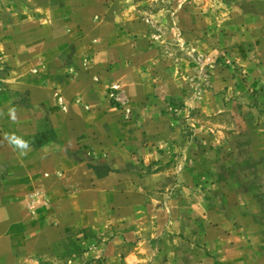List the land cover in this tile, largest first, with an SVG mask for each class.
<instances>
[{"label": "crops", "instance_id": "1", "mask_svg": "<svg viewBox=\"0 0 264 264\" xmlns=\"http://www.w3.org/2000/svg\"><path fill=\"white\" fill-rule=\"evenodd\" d=\"M135 6L133 0H0V171L14 168L16 175L0 177V264H153L157 238L170 228L177 208L171 201L167 211L146 201L135 187L144 181L130 164L131 145L100 144L97 133H86L70 99L101 62L128 52L126 41L148 34V21ZM236 48L240 64L248 63L247 50H231ZM256 51L255 70L263 78L264 36ZM56 90L67 103L64 111L54 106ZM53 118L57 127L47 131ZM81 136L105 146L107 157L98 159L101 148L93 157L78 150ZM30 194L45 203L28 208ZM206 216L213 218L207 264H246V224L229 223L227 212L218 209Z\"/></svg>", "mask_w": 264, "mask_h": 264}, {"label": "rangeland", "instance_id": "2", "mask_svg": "<svg viewBox=\"0 0 264 264\" xmlns=\"http://www.w3.org/2000/svg\"><path fill=\"white\" fill-rule=\"evenodd\" d=\"M133 3L148 21V34L126 41L128 52L116 61L106 58L70 98L79 106L86 133H97L106 146L130 144V164L144 181L135 187L151 206L167 211L171 201L177 208L170 228L157 238L153 264H207L209 209L227 212L229 223L246 224V264H264V75L254 62L264 36V0ZM234 47L247 50L248 63L240 64ZM133 62L136 67L128 66ZM56 91L54 106L64 111L67 103ZM55 124L53 118L47 131H55ZM77 140L85 155L93 157L101 148L84 136ZM106 150L101 148L98 159L107 157ZM153 155L156 159L145 164ZM14 170L3 167L0 177L13 179ZM254 175L255 184L241 181ZM30 198V209L45 203Z\"/></svg>", "mask_w": 264, "mask_h": 264}]
</instances>
